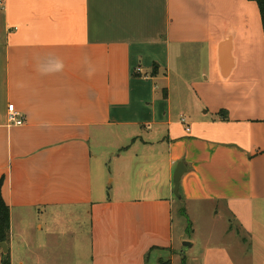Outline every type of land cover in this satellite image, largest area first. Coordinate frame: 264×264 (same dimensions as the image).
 Wrapping results in <instances>:
<instances>
[{
	"label": "crops",
	"instance_id": "crops-1",
	"mask_svg": "<svg viewBox=\"0 0 264 264\" xmlns=\"http://www.w3.org/2000/svg\"><path fill=\"white\" fill-rule=\"evenodd\" d=\"M9 104L24 123L10 121ZM181 162L183 202L174 185ZM1 180L12 258L16 244L31 242L32 223L50 230V221L84 212L90 264H176L185 250L174 247L175 202L188 221L191 204L222 207L237 230L221 238L256 235V218L264 228L257 2L0 0ZM17 223L26 227L17 232ZM185 233L190 248L194 229ZM233 247L204 244L187 264H248Z\"/></svg>",
	"mask_w": 264,
	"mask_h": 264
},
{
	"label": "rangeland",
	"instance_id": "rangeland-1",
	"mask_svg": "<svg viewBox=\"0 0 264 264\" xmlns=\"http://www.w3.org/2000/svg\"><path fill=\"white\" fill-rule=\"evenodd\" d=\"M175 203L178 208L177 210L175 208L174 215V247L177 252L180 249L182 251L185 250L182 255L175 253L176 264L191 262L193 256H199L204 244H234V247L231 248V253L236 257H242L248 264H261L262 260H264V248H259L257 244L258 241H264V234H262L264 228H259L261 225H259L257 218L255 219L256 235L243 232L240 237H237L234 232L230 238L224 239L219 236L220 231L227 230L228 227H233L237 230V227L234 222L231 223L228 217L229 214L222 207H215L214 204L209 203L204 206L206 209L202 210L199 204H191L188 221L178 211L182 207L180 206L182 202L180 204L178 202ZM218 210H220V213H217ZM85 218L84 212H78L72 216L67 213L64 217H60L56 224L50 221L49 224L52 227L50 230H48L49 227H45L42 231L37 225L34 227L35 224L32 223L31 233L33 237L31 236V242L16 244L15 248L18 249L14 251L13 258L10 252L3 254L0 247V264H90V241L88 236L84 234L89 228V223ZM44 220L41 221L44 222ZM25 227V224L17 223L16 231L19 232ZM183 229H185V234L188 237L192 235L191 231L194 229L192 238L195 243L194 246L190 248L184 247L180 239ZM258 235H261L263 239ZM151 262L153 263V261ZM161 264H171V261L166 262V260H163Z\"/></svg>",
	"mask_w": 264,
	"mask_h": 264
},
{
	"label": "trees",
	"instance_id": "trees-1",
	"mask_svg": "<svg viewBox=\"0 0 264 264\" xmlns=\"http://www.w3.org/2000/svg\"><path fill=\"white\" fill-rule=\"evenodd\" d=\"M254 1L257 2L259 6L264 29V0ZM1 186L2 180L0 181V242H8L10 236V208L2 196ZM182 214L188 218L184 208H182Z\"/></svg>",
	"mask_w": 264,
	"mask_h": 264
},
{
	"label": "water",
	"instance_id": "water-1",
	"mask_svg": "<svg viewBox=\"0 0 264 264\" xmlns=\"http://www.w3.org/2000/svg\"><path fill=\"white\" fill-rule=\"evenodd\" d=\"M184 171H185V167H184L183 163L181 162L178 165V167L174 173L175 194L178 197V199L181 201H183V200H182V195L180 194V181H181L182 175L184 174ZM184 246L189 247V246H191V243L188 241H185ZM0 247L2 248V251L5 254H7L9 252V245L7 242H0Z\"/></svg>",
	"mask_w": 264,
	"mask_h": 264
},
{
	"label": "built area",
	"instance_id": "built-area-1",
	"mask_svg": "<svg viewBox=\"0 0 264 264\" xmlns=\"http://www.w3.org/2000/svg\"><path fill=\"white\" fill-rule=\"evenodd\" d=\"M141 69H138L140 71ZM8 111H9V118L10 121L15 124H22L24 123V118L22 117L21 113L16 109L14 104L8 105ZM182 121H185V119H182ZM186 130H190V127H187Z\"/></svg>",
	"mask_w": 264,
	"mask_h": 264
}]
</instances>
